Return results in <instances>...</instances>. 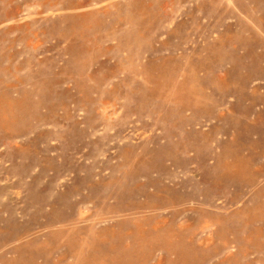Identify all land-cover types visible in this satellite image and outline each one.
<instances>
[{
	"label": "rangeland",
	"instance_id": "374dc122",
	"mask_svg": "<svg viewBox=\"0 0 264 264\" xmlns=\"http://www.w3.org/2000/svg\"><path fill=\"white\" fill-rule=\"evenodd\" d=\"M0 264H264V0H0Z\"/></svg>",
	"mask_w": 264,
	"mask_h": 264
}]
</instances>
